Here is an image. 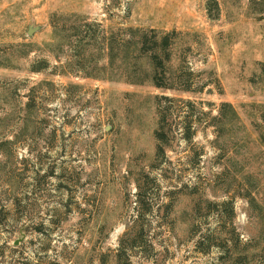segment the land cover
Here are the masks:
<instances>
[{"label": "rangeland", "instance_id": "1", "mask_svg": "<svg viewBox=\"0 0 264 264\" xmlns=\"http://www.w3.org/2000/svg\"><path fill=\"white\" fill-rule=\"evenodd\" d=\"M0 264H264V0H0Z\"/></svg>", "mask_w": 264, "mask_h": 264}, {"label": "trees", "instance_id": "2", "mask_svg": "<svg viewBox=\"0 0 264 264\" xmlns=\"http://www.w3.org/2000/svg\"><path fill=\"white\" fill-rule=\"evenodd\" d=\"M174 34V33H173ZM169 35L165 34L163 36H156L154 34L152 36V44L155 45V48L153 47L152 49L146 50L147 46L149 45L150 41L148 40L147 33H142L139 35V38L137 40V44L139 46L138 52L142 54L143 56H147V62L151 65L152 67V74L150 76V80L153 84L154 87L157 89H173V85L169 83L170 76L168 78L165 77V67L163 64V60L160 57V54H165V62L169 61V54H167L168 49L171 46L170 41L168 40ZM126 42H124V39L120 42V46L124 45ZM146 78L148 75H145ZM126 83H131L132 81L128 80L125 81ZM185 91H188L189 88L184 89ZM165 100H168L166 98H162ZM163 118L159 117V130L155 133V138L158 142H161L164 138V134L162 132L163 129ZM160 149V146L158 147Z\"/></svg>", "mask_w": 264, "mask_h": 264}, {"label": "water", "instance_id": "3", "mask_svg": "<svg viewBox=\"0 0 264 264\" xmlns=\"http://www.w3.org/2000/svg\"><path fill=\"white\" fill-rule=\"evenodd\" d=\"M31 32L29 31V34H30Z\"/></svg>", "mask_w": 264, "mask_h": 264}]
</instances>
